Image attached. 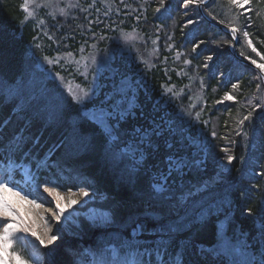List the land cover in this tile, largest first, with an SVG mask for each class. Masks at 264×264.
I'll use <instances>...</instances> for the list:
<instances>
[{"label": "rangeland", "instance_id": "obj_1", "mask_svg": "<svg viewBox=\"0 0 264 264\" xmlns=\"http://www.w3.org/2000/svg\"><path fill=\"white\" fill-rule=\"evenodd\" d=\"M80 1L84 6L81 7L79 13L87 16L86 18L89 21L88 25H85L82 30L85 31V33L87 31L92 33L89 34L90 39L86 42L84 48H82V53L87 52L89 54V63L95 68L96 72H102L105 65L109 68L111 66L110 62L114 60L115 57L124 58L128 63L130 62L129 64L137 60L138 63H143L144 66L155 67L157 65L156 62L159 60V55L164 54L162 59L163 66H166L168 68L167 70H178L177 76L179 77L182 76V71L191 65L190 61L195 57L198 60V64L196 65L200 68H204L203 70L206 76L209 74V76H214L215 79L217 77L222 80L224 79L221 72H216L217 68L215 65L226 61L227 58L229 59L230 55H232L230 47L233 42L225 33L219 31L222 33L219 35L210 28L215 27L202 17L196 4H192L188 8H185L184 2L181 0H165V7L157 12L156 9L160 7L159 0ZM226 1L228 2V0ZM9 2L10 0H0V16L4 14ZM19 3L21 4V11L24 12L22 5L25 3V0H19ZM69 5H72V7H69ZM78 6L79 3H77V0H52L51 3H45V0H29V10L33 11L35 15L43 11V13H45L44 15L48 13V16H50V13H54L55 16H62L64 18L72 14L71 16H73V19H77L79 14L76 13L77 10L75 8L79 9ZM230 6L234 9L237 8L241 10L245 14L250 13L248 4L244 5L243 8L233 5ZM204 7L203 11L205 13ZM61 10L64 12L63 15H61ZM226 14H229V11H227ZM213 17L217 16L214 15ZM189 20H191L192 23H188ZM204 22L209 25L205 27L202 26L205 24ZM218 24L229 29L232 27L237 29L235 35L239 42L238 50L240 48V50L244 52L243 54L245 57H247L246 59L253 61L254 58H250V53L249 56L245 53L246 49L247 52H249V50H252L253 46L249 47L246 42L240 44L239 27L236 25V18L231 17V15H226V18L223 19V23L218 22ZM195 27H199L200 36H204L206 40L204 39L205 43L200 46L199 49L195 48V51H193V48L190 51L186 49L188 47L184 45V38H190L191 35L189 34ZM143 29H149L151 32L143 31L141 33L140 31ZM178 31L179 33H177ZM146 33L148 34L147 36L144 35ZM31 50L33 51V48H31ZM208 57L212 59L209 60ZM28 58L31 63L27 61L25 69L29 71L25 70L24 76L14 79L15 82L12 84L11 82L13 81L11 80L10 82L0 70V95L5 94L7 97L16 95V97L23 99V101L25 100L24 103H30L46 120L52 122V125L67 127L66 130H69V133L66 137V147L62 149L63 155L73 157L72 149H74V147H78L81 152L90 153L92 155L103 150L104 159L112 163V166L116 168L118 174L123 173L122 176L125 177L126 175L138 173V170L141 169L147 158L144 147L152 142L153 136L151 132L148 134L144 132L140 133L139 129L132 130L129 134L120 131L121 126H119V124L125 118L124 114L126 113L124 110L129 109V107L124 108L123 106L129 100L128 94L125 92V87H128V85L125 84L123 88H119V94H122L120 97L121 100H117L120 102L119 112L116 113L115 117L112 115L105 117L106 123L111 129V134H109V131L98 124L93 117H99L101 115V107H103L105 111H110L111 104L102 106L100 102L96 104V107H92L91 105L88 107L86 104L89 99H85L82 103H78L73 99L74 95L78 97L82 96L84 90H87L91 97L93 93L97 94L96 80L85 78L88 72H91V67L82 73L84 79L81 83L71 85L70 81H68L69 78L65 76L66 74H61V72L60 74L59 72L56 74L54 73L53 68L56 63L58 64L59 58L35 57L33 60L34 63L31 61L32 54L29 55ZM255 61L257 64L264 63L263 61L261 62V59L259 60L260 62L256 59ZM193 63H196V61H193ZM205 65H207V67H205ZM180 66L181 68L183 67L182 70H179ZM95 76L98 77V75ZM195 81L197 82V79H195ZM250 83L254 88V92H248L247 101L239 102L241 106L245 107L246 113H243V110H240L241 112L238 110V112L243 115L240 117V120L248 115L249 112H252L251 120L245 121L244 125L241 126L238 122L240 120L237 119L238 123L234 130L230 129L231 124L230 126L228 125L229 127L226 126L225 129L221 127L220 122L222 116L228 114L227 118H229L232 114V106L237 101L234 98L226 99V96L222 97V99L215 103V109L211 110L215 113L211 114V112H209L206 115V119H208L206 123L208 128H205L204 134L208 135V138L204 147H196L197 143H195L193 145L194 150H192L190 154L185 153L181 158L178 157V155L174 157V154H176L175 150L177 148L184 150L186 146L185 141L187 139L185 136L190 134V132L192 135L193 133L198 136L201 134L198 128H191V120L194 121L195 119L199 122L200 117L199 119L196 118L197 113L201 115L202 112L197 111L193 114L187 112L189 114L186 115L183 114V111L180 114L176 113L175 115H170L169 111L168 114L164 113L161 114V116H157L158 122H156V120L151 121L156 128L153 130L151 129L152 131L160 129L157 137L161 136V130H164L167 134L168 139L165 140L164 145H166L169 150L165 164H161V166L157 168L152 166L147 168L143 167L145 175L150 174L147 180L152 188L151 196L154 199L153 202L156 204V206L153 205L152 207L154 215L156 216L154 221L158 222V224H160L159 222H168L170 228L169 230L165 228L163 232L160 228L157 229L158 233L162 235L157 236L154 242L143 241L141 235L133 236L132 231V239L128 240V238L123 235L125 229L116 224L113 219L111 211L114 209L112 205H110V201H108L105 196L100 195L97 190L89 187H81L78 189H62L61 187H56L58 184L64 185L63 181L69 180L68 177H72V180H74L70 181L69 185L92 187L93 185L91 181L88 183V180L84 181L82 177L79 176V166H76L75 169L71 171L67 168L64 169L63 162L66 161L65 157L60 156V161L58 163H50L48 159L51 160L52 149L47 150L48 159L44 162H49L50 164V174L52 175V182L54 184L44 186H40L36 183L38 179L29 173L27 165H23L24 163L7 165L0 159V181L10 182L9 187H12L13 184L18 185L19 187L14 188V191H20L21 195L31 193V195L27 196L28 200L36 199L37 201L40 198L42 201L45 200L44 203L37 202L40 205L38 209L42 210V212L47 210L50 218L54 221L52 223V228L60 229L59 233L56 235L57 239L54 241L55 245L53 249L56 252L60 250L63 254H48L49 251L48 253L46 252L48 247L40 245L36 237L32 236L30 232L24 231L16 233V251L28 259H31L33 253L40 254L42 256V264H63L65 261L67 264H112L111 250L116 248L119 250L121 256H123L130 251L127 250L129 249L128 247H130L131 250L139 249L142 253L145 249H151L152 256L149 257L148 255H144L143 258L156 257L155 250L157 248L165 256L171 252L170 239L168 236L170 233H178V228L186 224H193V222L195 224H201V226L196 228L193 232H188V236L185 237L186 240H196V235L205 238V235H207V233L209 234L207 231L210 227L211 220L207 219V215L215 209L216 206H221L222 202H225L227 198H231V192L238 184H233V181L228 180L227 176L236 171V169L237 171L234 173V176L241 173V175L239 174L241 176L240 179L245 178V184L244 182H239L238 194L236 193V195L239 196V199H245L247 196L252 198L250 208L254 210V213H258L257 216H255L258 220L255 225L259 224L260 227V204L261 201L264 200V177H262L264 174L261 169V172H259L260 162H258V156H254V154L256 151L258 152L259 146H262V144L264 145V134L260 130V126L264 125V116L262 112L264 108V78L261 75H254ZM257 85L260 86L259 89ZM174 90L175 87L171 86L167 92L172 93ZM192 90H197L196 85H194ZM257 105L260 106L256 107ZM254 107L255 111H253ZM82 120L94 122L99 125V127L104 128V131H102L106 138L105 147L102 148L101 145H93L90 133L81 132L79 125ZM183 122L186 123V125H184ZM224 131L225 133H221ZM213 133H215V135H213ZM232 133L239 136V141H233ZM142 134L146 137H143ZM250 138L251 142L249 141ZM100 141H102V139ZM240 146L242 152L247 146L249 148L245 158L242 160V156L238 154L235 155L236 150H238ZM224 149H228V151L225 152ZM228 155L235 157L231 164H229L226 158ZM169 156L183 160L187 167H184L182 170H185L184 172H190L192 175L191 179L184 177L182 175L184 172L181 173L180 171H173L171 176H167V162ZM235 164L238 165L237 168H234ZM207 165H209L214 172L213 177H209V179L205 180L201 178L202 181H199V177L201 175L203 176V174L198 176V172L200 170L202 171ZM66 172H68V175H65ZM166 176L167 180L165 181ZM246 184L248 187L244 186ZM157 185L163 186L164 190L157 191ZM46 186L55 188L60 194L63 198L61 200L62 206H66L69 203V198L77 201L71 208H66L65 216L69 217L67 220H65L64 217H61L60 221L53 219L52 212L58 211V209L55 207V199L44 192V187ZM81 189L87 191L88 196H83L81 194ZM209 192L211 193L205 195ZM14 199L18 198L14 197ZM85 201H87V204H85ZM20 203L23 206V211L29 215L28 222L30 226L33 227L40 236L44 237L46 229L43 227V229L38 228L36 224L33 223V220L37 218L40 219L39 215L35 213V208L27 204L26 201H20ZM251 204H253V206ZM161 213L164 217L159 215ZM163 218L166 219L163 220ZM226 227L224 221L219 225L218 231H221L222 237L226 236L227 238L221 239L220 242L218 241L216 247L217 252L214 251L212 247L204 244H201L199 248L206 253L212 251V256L215 259L227 254L226 257H231L229 264H232L233 259L238 257V250L243 243L247 242V244L251 245L256 242V239L252 238L249 241L245 240L248 239V235L239 234L238 230H236L234 231L235 240H232V237L227 235ZM255 228L257 227L255 226ZM88 231H91V233H86ZM240 232H242L241 229ZM259 236L260 239L257 240H259L260 243L262 239L260 234H258V237ZM185 242L186 243L183 244H188L189 241ZM184 246L185 245H183V248H186V246ZM225 247H227L229 251L221 252L220 249ZM256 247L258 249V246ZM165 249L167 250L166 252ZM124 250L126 251L124 252ZM246 251L252 254V252L250 253L247 249ZM256 255V259H259L258 254ZM32 264H36V262L33 260Z\"/></svg>", "mask_w": 264, "mask_h": 264}, {"label": "trees", "instance_id": "obj_2", "mask_svg": "<svg viewBox=\"0 0 264 264\" xmlns=\"http://www.w3.org/2000/svg\"><path fill=\"white\" fill-rule=\"evenodd\" d=\"M181 1L184 2V0ZM77 3H79V9L75 8L77 10L76 13L79 14L77 19H73V16H71L72 14L64 18L62 16L57 17L56 15L55 19H53L51 15L48 16V13L44 15L45 13L41 11L34 17L28 18L25 23L24 21L27 14L21 11L19 0H10L4 14L0 16V70L10 82L11 80L13 81L11 82L12 84L15 82L14 79L24 76L26 63L27 61L30 62L28 58L29 55L32 54L31 61H33L35 57L59 58L58 64L56 63L54 65V73L56 74L59 72L60 74L61 72V74H66L65 76L69 78L68 81H70L72 85L81 83L84 79L82 73L91 67V72H88L85 78L96 80L97 94L94 99L87 102L86 105L88 107L90 105L96 107V104H99L105 96L112 93H116V101L121 100L120 97L122 94H119V88H123L125 84L128 85V87H125V92L128 94L129 100L123 106L124 108L129 107V109L124 110L126 113L124 114L125 118L123 117L124 119L122 118L123 120L119 124V126H121L120 131L129 134L132 130L139 129L140 133H152V142L144 147L147 153L145 163L141 169L138 170V173L123 177V173L118 174L116 168L112 166V163L104 159L103 150L92 155L90 153L81 152L78 147H74V149H72L73 157L65 156L62 154V149L66 147V137L69 133V130H66L67 127L52 125V122L46 120L30 103H24L25 100L23 101V99L16 97V95L7 97L5 94L0 95V159L7 165L24 163L23 165H27L29 173L38 179L36 183L40 186H44L54 184L52 182V175L50 174L51 167L49 162L58 163L60 161V156L65 157L66 161L63 162L64 169L67 168L71 171L75 169L76 166H79V176H81L84 181L88 180V183L91 181L93 187L69 185L70 181H74L72 177H68L69 180H64V185L58 184L59 187L62 189L89 187L97 190L100 195L105 196L106 199L110 201V205H112L114 209L111 211L113 219L116 224L125 229L123 235L127 237L128 240L132 239L131 231L134 227V223L141 222L146 224L148 229L141 234V238L143 241L154 242L156 237L162 234L158 233V222L154 221L156 216L154 215L152 207L153 205L156 206V204L153 202L154 199L151 196L152 188L147 180L150 174L145 175L143 167L147 168L152 166L157 168L160 167L161 164H165L169 150L168 147L164 145L165 140L168 139L167 134L164 130H161V136L157 137L160 129L152 131L156 128L151 121L156 120V122H158L156 117L164 113L168 114L169 111L170 115H175L176 113L180 114L183 111V114L186 115L189 114L187 112L192 114L197 111L202 112L201 115H199V122L195 119L194 121L191 120V128H198L201 134L198 136L193 133L192 135L190 132V134L185 136L187 139L185 141L186 146L184 150H181V148L175 150L176 154H174V157L178 155V157L181 158L185 153L190 154L192 150H194L193 145L195 143H197L196 147H204L208 138V135L204 134L205 128H208L206 124L208 121L206 115L209 112H211V114L215 113L211 111L215 109V103L226 95L232 96L237 101L232 106L231 116L229 118H227L228 114L222 116L220 125L225 129L226 126H230L231 124L230 129H235L236 124L239 122H237V119L240 120V117L243 116L239 113L241 112L240 110L246 113L245 107L241 106L239 102L247 101L248 92H254V88L250 83L251 78L254 75L258 76L260 74L253 68L240 63L230 55L229 59L227 58L226 61L215 65L217 68L216 72H221L224 76L223 80L221 78L220 80L218 77L215 79L214 76H209V74L206 76L203 70L204 68H200L196 65L198 64V60L195 57L192 58V60L190 59L191 65L184 69L182 71V76L180 75L181 77H179L177 76L178 70H167L168 68L163 66L162 59L164 54L159 55V60L156 62L157 65L155 67L144 66L143 63H138L137 60L129 64L130 62L128 63L124 58L115 57L114 60L110 62L111 66L109 68L105 65L102 72H96L95 68L89 63V54L87 52L82 53V48H84L86 42L89 41V34L92 33L88 31L85 33V31L82 30L85 25H88L89 21L86 18L87 16L79 13L81 7L84 6L83 3L80 0H77ZM248 5V10H250L249 14H245L237 8H232L226 0H212L210 4L204 7V10L207 16L217 23L223 22L226 15L235 17L236 25L239 27L240 44L243 42L248 44L247 41L251 40L252 46L256 51L249 50V52H247L246 49L245 53H247L248 56L250 53V58L252 57L254 58L253 60L256 59L259 61L261 57H264V0H249ZM227 11H229V14H226ZM213 14L217 17L214 18ZM41 20L44 21L43 24L40 23ZM208 25L209 24L205 23L202 26L205 27ZM198 28L199 27H195V29L190 32V38H184V45H186L185 47H188L186 49L190 51L193 48L199 49V47L205 43L206 39L204 36H200V30ZM210 28L219 35L222 34L217 29ZM143 31L151 32L149 29H143L140 32L142 33ZM245 31L249 34L247 39H245L243 35ZM177 33H179V31ZM144 35L147 36L148 34L146 33ZM197 45H199V47H197ZM31 48H33V51ZM69 53H71V55H69ZM243 53L244 52L239 48V56L246 59L247 57H245ZM193 61H196V63H193ZM262 61L264 62V60L261 59V62ZM182 68L180 66L179 70H182ZM95 75H98V77ZM195 79H197V82ZM194 85H196V91L192 90ZM233 85H238V87L234 88ZM171 86H174L175 90L172 93H168L167 91ZM110 104L111 102L109 105ZM262 112L264 116V108ZM183 124L186 125L184 122ZM79 129L82 133H90L93 145H101L102 148L105 147L106 138L103 135L104 128L99 127V125L94 122L82 120ZM260 130L264 134V125L260 126ZM221 133H225V131ZM143 137L146 136L143 135ZM232 138L233 141H239V136L234 133H232ZM101 139L102 141H100ZM249 141L251 142V138ZM49 149H52L51 160L48 159L47 155V150ZM248 149L247 146L242 152L240 146V148L238 147V150H236L235 155L238 154L242 156V160L245 158ZM254 156H258L257 159L258 162H260L259 172L262 171L264 174L263 144L259 146V150L255 152ZM46 159H48V163L44 162ZM237 166L238 165L235 164L234 168H237ZM184 171L185 170H181L180 172L183 173ZM236 171L227 176V179L232 180L233 184H238L233 188L234 190L231 192V198H227L225 202H222L221 206H216V208L207 215V219L211 220V224L207 231L209 234L207 233L205 238L196 235V240L185 239L189 231L193 232L196 228L201 226V224H195L194 222L193 224H186L178 228V233L176 234L170 233L168 237L170 239L171 252L164 256L165 260H169V264H172V258L180 255L183 257V264H229L231 257H226L227 254L215 259L212 256V251L206 253L199 248L201 244H204L212 247V249L217 252V243L221 240L218 239L217 234L219 233L220 237L223 236L221 235V231H218L219 225L223 221L227 226V235L232 237V240H235L234 231L236 230H238L239 234L248 235V239L245 240L249 241L252 238L256 239L257 243L248 244L249 247L247 250L250 253L252 252V254H258V250L262 243H264V241H260L259 243V240H257L260 239L258 234L261 235V232L264 231V213L260 214V227L259 224L255 225L256 221H258L255 216H257L258 213H254V210H251V215L249 214L252 198L247 196L249 198L239 199V196L236 195V193L238 194L239 182L243 183L245 181V178L240 179L241 173H239L240 175L234 176ZM200 174H203V176H200ZM213 174L214 172L211 167L207 165L202 171L200 170L198 172V176H200L199 181H202L201 178L203 180L209 179V177L212 178ZM65 175H68V172H66ZM182 175L187 179H191L192 176L190 172H184ZM262 177H264V175H262ZM244 186L248 187L247 184ZM210 193L211 192L206 193L205 195ZM251 205L253 206V204ZM159 215L164 217L162 213ZM164 219L166 218H163V220ZM159 223L166 225L167 230L170 229L168 222L164 221ZM255 226L257 228H255ZM154 228L155 231H153ZM240 229L242 232H240ZM86 233L90 234L91 231ZM185 241H189L188 244H183L186 243ZM183 245H185L186 248H183ZM256 246H258V249ZM128 248V251L131 250L130 247ZM125 251L126 250H124V252ZM143 260H145L144 264H155L157 258L153 256V258H143Z\"/></svg>", "mask_w": 264, "mask_h": 264}, {"label": "snow or ice", "instance_id": "obj_3", "mask_svg": "<svg viewBox=\"0 0 264 264\" xmlns=\"http://www.w3.org/2000/svg\"><path fill=\"white\" fill-rule=\"evenodd\" d=\"M52 0H45V3H51ZM230 5L243 8L244 5H247L249 3V0H228ZM205 3V0H184V7L188 8L192 4H196L197 6L202 5ZM160 7L156 9L157 12L161 10V8L165 7V0H159ZM69 7H72V5H69ZM23 11L27 14L25 18V23L27 22L28 18L34 17L35 13L33 11L29 10V0H25V3L22 5ZM64 12L61 10V15H63ZM49 15L52 16L53 19H55V14L50 13ZM215 18V17H214ZM41 24L44 23L43 20L40 21ZM188 23H192L191 20L188 21ZM221 23H223L221 21ZM231 31L233 35H235L237 29L235 27L231 28ZM245 39L248 37V32L245 31L243 33ZM248 46L252 47V41L248 40ZM199 47V45H197ZM252 50L255 52L256 49L253 47ZM195 51V48L193 49ZM71 55V53H69ZM208 59H212L211 57H208ZM262 60H264V57H261ZM253 64H256V61H252ZM207 67V65H205ZM256 67L261 70V72H264V63L256 64ZM233 87H238V85H233ZM259 85H257V88L259 89ZM116 93H112L110 95L105 96L103 100H101V105H106L111 102V110L105 111L103 107H101L100 112L101 115L99 117L94 116L93 119L95 121L105 127L109 134H111V129L108 127L105 117L112 115L116 116V113L119 112L120 109V102L115 100ZM96 97V93H93L92 97L89 96V92L87 90H84L82 93V96H73V99L76 100L78 103H82L85 99H94ZM226 99H233L231 96L225 97ZM260 105H257L256 107H259ZM253 111H255V107L253 108ZM197 119H199V113H197ZM252 118V112H249L248 115L244 116L243 119L239 121V125L243 126L245 121L251 120ZM215 135V133H213ZM225 152L228 151V149H224ZM227 160L229 164L232 163V161L235 159L232 155H228ZM168 171L167 176H171L173 171H181L184 167H187V165L183 162L182 159L174 158L172 156L168 157ZM167 176L165 177V181L167 180ZM10 182L6 181H0V264H32L33 260L36 262V264H41L42 256L38 253H33L31 256V259L25 258L21 253L16 251L15 249V243H16V233L19 231L24 232H30L32 236L36 237L40 245H44L47 247V245L52 244L53 241L57 239V236L55 234L48 235L47 239L45 237L40 236L37 231L30 226L29 224V215L26 214L23 211V206L20 203V201H26L27 204L31 205L33 208H39L40 205L37 203L36 199L28 200L27 196L31 195V193H26L25 195H21L20 191H14V188L19 187L18 185L13 184L12 187H9ZM56 187H59V185H56ZM157 191H163V186L157 185L156 186ZM44 192L48 193L49 196H52L55 199V207L58 209V211L52 212V217L56 221H60L61 217H64L65 220H67L69 217L65 216L66 208H71L73 204H76L77 201L69 198V203L66 206L61 205V200L63 199L60 194L55 190V188H49L44 187ZM81 194L83 196H88V192L81 189ZM190 194V193H189ZM18 198V199H14ZM46 199V198H45ZM50 202V201H49ZM85 204H87V201H85ZM260 212L264 213V200L261 201L260 204ZM249 214L251 215V209H249ZM71 215V214H69ZM43 219V217H41ZM33 223L35 221L33 220ZM48 221L45 220V225H47ZM161 231H164L167 227L163 224L157 225ZM147 225L141 222H135L134 227L132 229L133 236L141 235L143 232H146ZM46 231H51V229H47ZM155 231V228L153 229ZM57 232H59V228H57ZM218 239H225V237H220L219 233L217 234ZM230 239V238H228ZM261 239L264 241V231L261 232ZM39 247V246H37ZM249 247L247 242H244L243 245L240 247L239 255L238 257H235L233 259L232 264H264V243H262L260 249L258 250V256L259 259H256V254H249L246 249ZM167 250L165 249V252ZM221 252H228L229 249L227 247L221 248ZM112 253V264H144L143 256L148 255L149 257L152 256V250L151 249H145L144 252H140L139 249H133L121 256L118 249L113 248L111 250ZM155 255L157 257V260L155 261V264H169L168 260H165L164 254L161 253V251L157 248L155 250ZM172 264H183V257L182 255L172 258Z\"/></svg>", "mask_w": 264, "mask_h": 264}, {"label": "water", "instance_id": "obj_4", "mask_svg": "<svg viewBox=\"0 0 264 264\" xmlns=\"http://www.w3.org/2000/svg\"><path fill=\"white\" fill-rule=\"evenodd\" d=\"M211 0H205V3L202 5L198 6V11L200 12V14L202 15V17L209 23L211 24L213 27H215L216 29H218L219 31L225 33L229 38H231L233 44L230 47V52L232 54V56L237 59L240 63L247 65L251 68H253L254 70H256L263 78H264V72H261V70L259 68L256 67V64H253L251 60H247V59H243L239 56L238 54V39L236 37V35H233L231 29L224 27L214 21H212L203 11V7L205 5H207L208 3H210Z\"/></svg>", "mask_w": 264, "mask_h": 264}, {"label": "bare ground", "instance_id": "obj_5", "mask_svg": "<svg viewBox=\"0 0 264 264\" xmlns=\"http://www.w3.org/2000/svg\"><path fill=\"white\" fill-rule=\"evenodd\" d=\"M219 31V30H218ZM249 67V66H248ZM66 197V196H65ZM45 201V200H44ZM44 201H42V199L40 198L39 200H37V202H40V203H44ZM35 213L36 214H38L39 215V217H40V219L39 218H37V219H35L34 221H35V224H36V226L38 227V228H44V229H51V231H46L45 232V234H44V237H45V239H47V236L48 235H53V234H55V235H57L59 232H57V228H52V223L54 222L51 218H50V216H49V214H48V212H47V210H44L43 212H42V210H39L38 208H35ZM37 215V216H38ZM41 217H43V219H41ZM34 219V218H33ZM45 220H47L48 221V223H47V225H45ZM42 228V229H43ZM59 231H60V229H59ZM54 245H55V243H54V241L52 242V244H49V245H47V247H48V250L46 251L47 253H48V251H49V253L48 254H58V255H60V254H63L60 250L59 251H55L54 249H53V247H54ZM62 263V262H61ZM42 264V263H41ZM63 264H67V262L65 261V262H63Z\"/></svg>", "mask_w": 264, "mask_h": 264}]
</instances>
